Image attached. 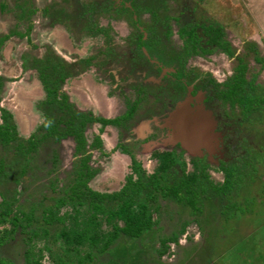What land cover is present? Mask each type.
<instances>
[{
  "label": "rangeland",
  "instance_id": "rangeland-1",
  "mask_svg": "<svg viewBox=\"0 0 264 264\" xmlns=\"http://www.w3.org/2000/svg\"><path fill=\"white\" fill-rule=\"evenodd\" d=\"M126 1L125 5L120 0H0V36L13 34L0 46V75L4 79L0 106L13 114L18 131L24 136L42 122L36 105L44 92L36 72L23 65H28L32 57H42L48 52H54L70 63L72 76L66 79L61 91L67 94L78 111L96 117L119 116L136 97L133 89L142 85L145 92L140 95H143L144 102L127 126L103 128L98 123L87 126L88 143L96 135L102 141L100 148L90 150V165L97 169L89 182L92 189L118 191L128 175H133L130 155L121 152L122 146L131 149L129 152L146 174L152 173L158 164L153 153L177 148L181 150L178 153L186 162L187 172L195 170L192 163L195 161L204 167L214 184L224 181L225 166L235 168L239 179L233 185V192L221 203L214 196L210 199L199 196L197 205L200 211L194 214L181 204L163 202L159 213L154 214L157 224L152 230L138 239L122 237L106 252L96 254L91 264H264V104L246 113L219 96L225 88L223 83L233 75L238 58H241L247 64L246 78L254 79L255 93L262 97L264 66L261 68L263 63L258 59L264 57V37L259 32L257 18L259 21L264 19V14L261 15L264 0ZM204 24L223 25L235 51V58L219 50L208 55L199 51V56L189 55L183 67L186 83L190 87L194 84L199 97L203 98L196 108L198 124L216 136L211 145L223 160L227 159L220 166L212 155L199 160L198 154L187 143L180 142L181 145L175 147L179 143L178 137L192 134L190 128L186 130L181 124L180 114L193 112L191 105L187 104L190 99L184 95L185 88L178 86L181 89L179 94L176 88L159 84L157 77L134 85L131 78L118 81L115 76L117 65L128 54L126 49H131L137 37H141L139 27L156 33L158 45L156 50L150 51L151 55L162 54L169 60L161 62L163 68H175L177 62L172 56L182 48L183 42L179 28L190 29L193 25L195 32L202 37L201 46H204ZM28 28L30 40L18 36V33L26 34ZM135 49L137 57L132 65L139 63L138 77L143 78L145 72L144 78H147L151 69L145 67V54L139 48ZM144 51L148 54L146 45ZM108 57L110 61H107ZM210 79H214L217 85L214 86ZM160 86L166 91L163 90L159 99L163 96L170 98L167 113L162 117L159 116V100L154 98L160 95ZM151 116L158 127L167 125L173 128L175 142L165 138L144 142L143 138L151 127L148 121ZM179 125L182 132L178 130ZM52 146L56 148L60 161L56 173L48 174L51 164L46 160L52 147L45 145L39 150L41 170L27 174L17 184L0 185V190L12 188L10 196L17 197L18 204L24 207L36 204L35 218L27 230L43 224V208L52 205L56 196L52 186L57 183L60 186L59 182L71 172L73 139L66 138ZM55 177L56 183L52 184L50 181ZM66 209L62 208L59 214H64ZM24 211L29 212L28 209ZM4 227L9 224L0 223V236ZM47 227L52 231L51 238L34 240L36 248L51 245L52 237L61 225ZM102 229H110L104 219ZM181 229L183 233L178 235L176 243H162V239ZM27 240L26 233L20 229L16 231L12 238L0 245V260L23 264ZM50 247L54 250L63 247L61 238ZM86 250L83 246L80 254ZM41 261L53 264L46 251Z\"/></svg>",
  "mask_w": 264,
  "mask_h": 264
},
{
  "label": "trees",
  "instance_id": "trees-1",
  "mask_svg": "<svg viewBox=\"0 0 264 264\" xmlns=\"http://www.w3.org/2000/svg\"><path fill=\"white\" fill-rule=\"evenodd\" d=\"M26 32L18 33V36L30 40L29 28ZM179 34L184 39L181 56L196 53L197 49L209 53L211 49L208 47L215 45L228 56L235 57L221 24L202 25L204 46H201L202 37L197 35L193 25L190 29L181 28ZM11 36L12 33L1 35L0 46ZM258 61L263 63L264 57ZM23 67L36 72L44 92L43 98L36 105L42 122L24 136L18 131L13 114L0 106V185L17 184L27 174L41 170L38 162L39 150L45 145L52 147L46 160V163L51 164L48 174L56 173L60 168V161L58 152L52 145H57L66 138L74 141L71 172L59 182L60 186L58 183L52 186L56 196L53 197L52 205L43 208V224L39 228L27 230L35 218L36 204L24 207L18 204L17 197L10 196L11 187L0 190V223L9 224V227H4L0 236V245L12 238L19 229L26 233L28 240L23 264H43L41 259L45 251L53 264H91L96 254L106 252L122 237L138 239L152 230L157 224L154 214L159 213L163 202L181 204L194 214L200 211L197 205L199 196L203 199L214 196L221 203L233 192V185L239 179L235 168L224 167V181L214 184L198 162L193 161L195 170L187 172L186 162L181 159L180 153L173 150L153 153L158 164L152 173L146 174L141 164L125 148L122 150L130 154L131 171L135 177L128 175L122 187L115 192L92 189L89 182L96 175L97 169L90 165V150L100 148L102 141L96 135L88 143L85 130L87 125L95 122L103 126L119 124V117L98 118L75 109L67 94L61 91L66 79L72 76L70 63L54 52H48L42 57H32L31 62ZM246 70L247 64L238 58L234 73L225 83V88L219 92V96L223 101L250 113L264 104V88L262 97L257 95L254 79H246ZM3 84L4 79L0 75V90ZM133 109L128 110L121 120L129 119ZM198 168L200 171L196 172ZM56 180L55 177L50 182L54 184ZM65 207L67 209L64 214H59ZM26 209L29 210L28 213L24 211ZM102 219L109 225V230L102 229ZM48 225L55 228L61 225L57 234L52 237L51 245L61 238L63 247L55 250L48 244L43 248L35 247L34 240L51 238L52 231ZM182 233L183 229L167 239H162V243H176L178 235ZM83 246L87 250L80 254ZM1 262L13 264L10 261L0 260Z\"/></svg>",
  "mask_w": 264,
  "mask_h": 264
},
{
  "label": "flooded vegetation",
  "instance_id": "flooded-vegetation-1",
  "mask_svg": "<svg viewBox=\"0 0 264 264\" xmlns=\"http://www.w3.org/2000/svg\"><path fill=\"white\" fill-rule=\"evenodd\" d=\"M120 3L126 5L127 1L126 0H122V1L120 0ZM223 28H224L225 38L229 42V40L227 39V33H226L227 31H226V28L225 27H223ZM180 30L181 29L179 28V32H180ZM139 31L141 32V37H139V38L137 37V39L135 40V45L133 47H131V49H130V47L128 49H126V51L128 52V54L125 55V58L119 64L120 66L116 64L117 67H118L117 73L115 75V76H118V78H116V79L119 81L120 78L121 79H125L126 77L128 79L131 78L130 80L132 82L133 81L135 82L134 85H137L142 80L144 82V81H149L150 80V77H153V78L157 77L159 84H163L165 87H167L168 85H170V89H172L173 87L176 88L178 90L179 94H180V90L181 89L178 86H182L183 88H185L184 95H186L188 97V99H190V101H187L188 106L191 105L192 110H193V112H191V111L190 112L191 113H194V112L196 113V110H197L196 108L199 106L200 102H203V98L199 97V91L196 90V86L194 84L192 85V87H190L191 85H189V83H186V76L183 73V67H184V60L189 55L188 56H181V54L183 53V49L182 48L184 46V42H182V48H179L173 54V56H172L173 59H175L176 62H177V65H175L176 67L175 68H169V67L168 68H163V65H162L161 62L163 61V63L164 62L167 63L169 60L165 56H163L162 54H160V53H158V54H156V56H154V55H151V52H150L152 50H156L157 49L158 39L156 38V35H155L156 33H154L152 30L151 31H144L142 27H139ZM148 36H149V38H148ZM179 37H181L180 34H179ZM145 45H146L147 49H149L148 54H146L145 51H144V46ZM135 48H139L145 54V61H146L145 62V67L151 69L150 70L151 74L147 78H144V76H145L144 73L145 72L142 74V77L143 78H139L138 77V74H140V71L138 70V67H137L139 65V63L135 64L134 66L132 65L134 63V60L137 57V56H135V53H136V49ZM208 48L211 49L209 53H205L202 50L197 49L196 53L194 52L191 55L193 56V55H196L197 54V56H199V54H200V53H198L199 51H201L202 53H205L206 55H208V54H211L214 50H219L220 52H222L226 56H228L224 51H222L220 48L216 47L215 45H211ZM112 54L113 53H110L109 55H112ZM228 57H230V56H228ZM189 58H188V60H189ZM231 58H235V57L233 56ZM106 59H108L107 61H110L109 60V57L106 58ZM262 66H264V62L261 65V68H262ZM131 69H132L133 72H131ZM122 71H124V72H122ZM229 76L231 77V75H229ZM245 76H246V74H245ZM170 80L172 82H170ZM210 80L214 84V86L217 85L215 83V80L214 79L213 80L210 79ZM227 80L223 83L224 86H225V83L227 82ZM137 86L138 87H136L135 89H133V95H135L136 97H134V99H132V102H131L130 106L129 107H126L125 106L126 107V110L123 112V114L111 118V119H115V118L119 117V120H120L119 124H106L105 126H103L102 124L98 123V124L101 125V127H103V128L106 127V126H112V127H115V128H119V127H123V126L125 127V126L128 125L129 122L132 121V118L136 117V110L138 109L139 105L144 102V100H142L141 98L143 97L144 92H145V89L143 88L142 85H140V86L137 85ZM160 87H161L160 90H159V94L160 95H158V96H156L154 98H156L155 100H157V99L159 100V101L157 100L158 101V104H159V108L158 109H160L159 116L161 115L160 117H162L165 113H167V108H168V105L170 104V103L167 104V101H170V98H167V97L163 96L162 98L159 99V97L164 93L163 90L165 88V87H162V86H160ZM164 91H166V89ZM141 93L143 95H140ZM149 96H152V95H149ZM131 109H133L132 114H131V117L129 119H127V120H124V119L121 120V117L128 110H131ZM189 109H191V108L189 107ZM191 113H188V112L187 113H184V112L181 113L180 114V116L182 115V118L181 119L185 118L186 116H191ZM93 116L96 117L95 115H93ZM152 117H154V116H151V118L149 117V119H148V121H149V127L150 126L151 127H150L149 131H147L146 134H145V137L146 138H143L144 140H146L144 142L145 143H148L150 141L164 139V138L167 141L169 139L171 141H174L173 140L174 139L173 128L170 129V127H167V125H166V127L165 126L158 127L155 124L156 123L155 122L156 120L153 119ZM98 118H106V117H98ZM107 119H110V118H107ZM95 123H97V122H95ZM85 132H86V130H85ZM180 138L178 137L177 142L179 141V143H177V146H175V147H178L179 145H181L180 142L187 143L182 138L180 140ZM213 141H215V139L208 140V144L210 145L208 148H206L204 146V144L201 145L199 142H196V143L191 144V145H189L188 143L187 144L191 147V150L194 153H197L198 154L197 157H198L199 160H202V158H205V157L207 158L209 155H212L211 158L212 157H215L216 160H217V163L220 166L222 164H225L226 161H227V159H224L223 160L222 159V155L219 154V151L213 149V146L211 145V143ZM198 145H201V146L198 147ZM122 148H125L128 151H131V149L128 146H122V147H120V150H121L122 153H125L127 155H130L129 154L130 152L129 153L128 152H125V151L122 150ZM224 149H227V147H225ZM173 150H175V149H171L170 151H173ZM175 151L176 152H180L181 150L176 148ZM237 158H240V157L238 156ZM226 167L227 166H225V168Z\"/></svg>",
  "mask_w": 264,
  "mask_h": 264
},
{
  "label": "water",
  "instance_id": "water-1",
  "mask_svg": "<svg viewBox=\"0 0 264 264\" xmlns=\"http://www.w3.org/2000/svg\"><path fill=\"white\" fill-rule=\"evenodd\" d=\"M198 121H199V117L195 112L191 113V116H186L185 118L181 119V124L183 123L186 126V130L189 128L190 130H192V134H190L189 136L183 135L185 137L182 138L189 145L199 142L201 145L204 144V146L208 148L210 146L208 144V140L216 139V136L204 131L203 128L199 126ZM181 129L182 127L179 125L178 130L181 131ZM201 145H198V147Z\"/></svg>",
  "mask_w": 264,
  "mask_h": 264
},
{
  "label": "crops",
  "instance_id": "crops-1",
  "mask_svg": "<svg viewBox=\"0 0 264 264\" xmlns=\"http://www.w3.org/2000/svg\"><path fill=\"white\" fill-rule=\"evenodd\" d=\"M264 13H262L261 15H263ZM258 20V25L260 27V34L264 37V19H262V21H259V19L257 18Z\"/></svg>",
  "mask_w": 264,
  "mask_h": 264
}]
</instances>
